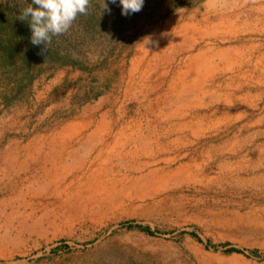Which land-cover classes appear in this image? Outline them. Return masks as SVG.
Masks as SVG:
<instances>
[{"label":"rangeland","instance_id":"rangeland-1","mask_svg":"<svg viewBox=\"0 0 264 264\" xmlns=\"http://www.w3.org/2000/svg\"><path fill=\"white\" fill-rule=\"evenodd\" d=\"M31 3L0 0V264H264V0H91L46 52L18 20ZM102 114L188 127L154 158L140 141L93 198L10 200L3 164Z\"/></svg>","mask_w":264,"mask_h":264},{"label":"bare ground","instance_id":"bare-ground-1","mask_svg":"<svg viewBox=\"0 0 264 264\" xmlns=\"http://www.w3.org/2000/svg\"><path fill=\"white\" fill-rule=\"evenodd\" d=\"M178 33L181 34L180 31ZM196 60L200 61L199 56L196 57ZM150 71L148 67L143 69L140 76L142 83L145 78H150ZM185 81L186 76H183L180 90L172 85L169 94L185 97L187 92ZM138 83L140 84V82ZM106 118L105 114L97 117L95 126H91L94 122L93 118V120L85 119L89 122H85L84 125L77 124L66 127L62 132L51 135L46 142L24 147L22 158L17 159L12 165L3 164V169L8 168L7 170L12 173L10 176L4 175V180L7 183L4 185V189L11 191L13 196L10 200L14 203L25 204L28 202V198L33 200L34 198L54 197L53 200L61 205L69 203L71 200L79 203L84 198H93L97 194H102L99 192L101 189L103 191L108 189L107 184H110L109 180L114 177L115 166L121 167L125 157L139 153L138 157L140 158L144 153L140 141L148 142L153 139L151 142L152 146H155V150L150 149L146 155L148 154L149 158H154L158 156V153H167L168 146L173 145L176 141H181L182 138L179 140L176 138L173 142H164L168 138L170 130H184L188 127V123L184 120L180 124L177 123L178 128H172V125L170 127L172 129H168L169 131L167 128H159L157 126L159 124H155L152 129L144 131L147 134L145 135L139 129L127 131L120 119L113 120L111 118V121H107Z\"/></svg>","mask_w":264,"mask_h":264},{"label":"clouds","instance_id":"clouds-1","mask_svg":"<svg viewBox=\"0 0 264 264\" xmlns=\"http://www.w3.org/2000/svg\"><path fill=\"white\" fill-rule=\"evenodd\" d=\"M117 0H110L115 4ZM121 14L128 16L142 10L144 0H119ZM91 0H32L18 16L21 22H27L30 31V41L34 46L43 45L46 52L52 43V38L69 31L73 22L80 15H87ZM103 10L111 13L108 4L103 0ZM150 42V37L144 38V44Z\"/></svg>","mask_w":264,"mask_h":264}]
</instances>
